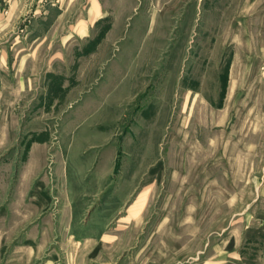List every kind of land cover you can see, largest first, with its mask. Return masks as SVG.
Here are the masks:
<instances>
[{
  "label": "rangeland",
  "instance_id": "1",
  "mask_svg": "<svg viewBox=\"0 0 264 264\" xmlns=\"http://www.w3.org/2000/svg\"><path fill=\"white\" fill-rule=\"evenodd\" d=\"M0 264H264V0H0Z\"/></svg>",
  "mask_w": 264,
  "mask_h": 264
},
{
  "label": "crops",
  "instance_id": "2",
  "mask_svg": "<svg viewBox=\"0 0 264 264\" xmlns=\"http://www.w3.org/2000/svg\"><path fill=\"white\" fill-rule=\"evenodd\" d=\"M76 211V210H75ZM76 227H74V225L70 228L73 231H77L75 230ZM74 244H76L77 246H79V244H82L84 240H72Z\"/></svg>",
  "mask_w": 264,
  "mask_h": 264
}]
</instances>
